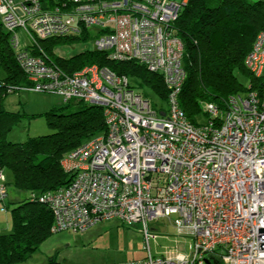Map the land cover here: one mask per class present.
Instances as JSON below:
<instances>
[{
	"label": "built area",
	"instance_id": "built-area-1",
	"mask_svg": "<svg viewBox=\"0 0 264 264\" xmlns=\"http://www.w3.org/2000/svg\"><path fill=\"white\" fill-rule=\"evenodd\" d=\"M186 2L0 0V20L30 81L22 89L101 106L106 124L63 159L67 185L29 196L51 208L52 233H84L114 219L140 224L146 256L114 264H264V96L247 90L224 107L205 104L206 123L189 119L180 104L187 70L175 28ZM84 29L109 60L160 73L167 107H155L127 74L98 64L69 73L32 51H42L40 40ZM246 64L264 76V32ZM6 181L0 170L1 202ZM162 218L175 228V245L154 255L150 241L160 231L153 222Z\"/></svg>",
	"mask_w": 264,
	"mask_h": 264
},
{
	"label": "trees",
	"instance_id": "trees-1",
	"mask_svg": "<svg viewBox=\"0 0 264 264\" xmlns=\"http://www.w3.org/2000/svg\"><path fill=\"white\" fill-rule=\"evenodd\" d=\"M175 28L184 44L183 64L187 70L180 104L192 122L200 123V114L207 116L205 104L214 102L224 107L230 96L244 89L256 91L260 98L264 96V76H256L246 64L257 34L264 32V0H187ZM92 34L93 31L84 29L78 36L40 40L42 51L38 48L32 51L44 52L49 61L69 73L98 64L128 76L139 74L167 102L168 90L162 75L138 62L111 61L103 52L87 49L70 58L56 54L59 44L86 40ZM41 42L47 45L44 47ZM0 68L5 71V76L0 77V170L5 172L7 187L13 184L28 192L25 199L12 207L14 202L9 205L8 196L0 201L6 211L10 210L12 220V231L0 234V264H16L30 257L38 244L52 233L51 208L38 199L33 200L29 194H44L67 185L72 175L64 170L63 159L84 140L104 132L106 124L101 106L82 100H63L62 105L46 112L49 117L57 118L49 121L57 128L56 132L32 136L23 142L7 140L6 134L21 114L7 109L5 99L23 90L30 81L16 59L11 34L1 20ZM240 73L249 77L250 87L241 83ZM72 102L80 103L81 107L67 112ZM47 264L60 263L51 260Z\"/></svg>",
	"mask_w": 264,
	"mask_h": 264
},
{
	"label": "rangeland",
	"instance_id": "rangeland-1",
	"mask_svg": "<svg viewBox=\"0 0 264 264\" xmlns=\"http://www.w3.org/2000/svg\"><path fill=\"white\" fill-rule=\"evenodd\" d=\"M18 33L23 44H29L23 31L18 30ZM41 43L44 47L47 45V42ZM86 49L95 50L94 41L91 38L59 44L55 51L59 56L70 58ZM4 76L5 71L0 68V77ZM238 77L245 87L250 85L247 75L240 73ZM129 79L137 92L148 97L154 104L167 107V102L159 92L150 83H145L141 75H130ZM240 93L243 96L247 95L245 89ZM63 103L62 97L54 93L21 90L9 94L5 99L7 109L18 112L21 116L16 122H13L12 128L6 134L7 140L23 142L32 136L56 132L57 128L52 127L49 121H55L57 118L49 117L46 112ZM69 106L67 112L76 110L81 107V104L72 102ZM199 122H207L206 114H200ZM27 195V191L19 189L13 184L8 187V200H17L18 197L25 199ZM15 203L18 202L15 201L12 205ZM160 221L162 223L153 222L158 226V231L161 230L158 238H152L150 241L154 255H162L168 247H173L172 242L176 238L175 228L170 225L168 220L162 218ZM144 245V235L140 231V224L122 223L120 220L114 219L98 223L84 233L68 231L50 233L38 244L30 257L18 261L16 264H47L51 260L60 264H114L144 258L147 254Z\"/></svg>",
	"mask_w": 264,
	"mask_h": 264
},
{
	"label": "crops",
	"instance_id": "crops-1",
	"mask_svg": "<svg viewBox=\"0 0 264 264\" xmlns=\"http://www.w3.org/2000/svg\"><path fill=\"white\" fill-rule=\"evenodd\" d=\"M16 1H20V0H16ZM19 193V192H18ZM19 196V195H17ZM22 196V195H21ZM19 198V199H18ZM17 200H8L9 205H11L10 203L13 201H21V199H23L22 197H18ZM13 205H11L12 207ZM155 222H160L162 223V221L157 220ZM168 222L170 223V225L173 226V224L168 220ZM154 227L158 229V226L156 224H154ZM174 227V226H173ZM12 231V220H11V214H10V210L6 211L2 205L0 204V234L2 233H10ZM161 232V230H159ZM173 246L175 245V241L172 242Z\"/></svg>",
	"mask_w": 264,
	"mask_h": 264
},
{
	"label": "water",
	"instance_id": "water-1",
	"mask_svg": "<svg viewBox=\"0 0 264 264\" xmlns=\"http://www.w3.org/2000/svg\"><path fill=\"white\" fill-rule=\"evenodd\" d=\"M163 114V113H162ZM264 232V228H259V233ZM260 249H264V243H259ZM209 263V262H208ZM210 264V263H209Z\"/></svg>",
	"mask_w": 264,
	"mask_h": 264
}]
</instances>
